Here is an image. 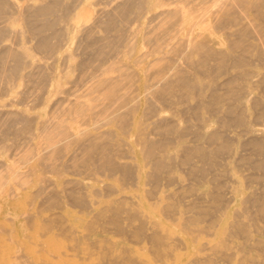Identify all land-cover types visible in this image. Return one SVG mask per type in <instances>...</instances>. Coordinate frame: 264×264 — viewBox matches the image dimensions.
<instances>
[{
  "label": "bare ground",
  "instance_id": "6f19581e",
  "mask_svg": "<svg viewBox=\"0 0 264 264\" xmlns=\"http://www.w3.org/2000/svg\"><path fill=\"white\" fill-rule=\"evenodd\" d=\"M202 1L212 2L207 13L212 28L222 32L220 40L210 38L208 22L198 32L190 29L187 36L174 31L165 35L167 53L180 55L185 66L177 55H169L159 63L160 76L145 92H136L130 82L100 96V90L95 92L88 84L70 100L80 105L73 115L80 127L73 139L77 148L61 162L39 163V169L59 173L71 165H91L89 173L105 174L113 181L73 189L61 182L51 190L42 185L34 191L31 197L38 204L33 201L24 212L32 240L21 241L17 260L264 264V0ZM13 4L0 0V13H11V20L0 28V41L9 34L15 38L0 47V95L18 78L41 89L52 84L54 70L35 67L30 56L35 51L55 55L71 33L80 30L88 34V53L77 64L80 82L93 84L96 71L106 70L127 44L132 20L150 7L149 0H110L93 14L85 8L87 0H34L11 8ZM185 5L172 9L178 15L168 26L179 24L193 7ZM11 22L24 29H14ZM95 27L108 34L95 39L91 35ZM23 31L35 39L33 44L24 39ZM149 93L152 97L142 107V97ZM168 106L175 108L173 118L160 116L161 108ZM2 113L10 117L9 127L22 122V130L30 128L29 118L19 110ZM106 124L113 127L100 129ZM133 135L134 143L125 139ZM135 146L143 164L130 155ZM242 170L249 171L245 179L252 189L242 197L241 208L233 210L231 203L243 189L231 182ZM202 186L206 188L201 190ZM125 189L132 192L122 193ZM70 206L78 207L79 214H67ZM34 246H40L42 256Z\"/></svg>",
  "mask_w": 264,
  "mask_h": 264
},
{
  "label": "rangeland",
  "instance_id": "374dc122",
  "mask_svg": "<svg viewBox=\"0 0 264 264\" xmlns=\"http://www.w3.org/2000/svg\"><path fill=\"white\" fill-rule=\"evenodd\" d=\"M9 1L14 3L11 7L14 8L25 6L34 0ZM194 1L196 3L192 4ZM109 3L110 0H87L88 5L85 8L94 14L97 9L107 6ZM178 4L182 6L187 4L185 5L187 8L188 6L193 7L188 8L182 15L179 24L168 26L178 15L172 10ZM149 6L140 17L133 19L130 23L133 29L128 32L127 44L121 49V52L115 53L114 59L109 61L113 62V65L117 61L115 67L110 69L112 64L109 63L106 70L98 69L96 71L97 78L93 84L80 82L82 72L77 64L88 53V34L84 30H80L76 33L72 32L69 42L55 55L49 56L35 51L30 56L31 64L35 67L42 65L45 71L54 70L52 84L41 89L32 81L18 78L9 91L0 95V257L8 258L7 262L0 258L1 264H25L15 257L22 245L21 241L28 243L32 240L29 237V227L24 226L26 220L24 212L33 205V201L38 204V199H33L31 195L39 187L44 185L51 190L53 189L52 185L62 182L68 189H73L84 185V183L104 186L113 181L105 174L95 176L89 173L91 165L80 168L71 165L59 173L50 171L46 167L39 169V163L61 162L66 158V155L77 148L73 139L74 135L80 132V127L73 115L80 109V105L72 104L70 100L76 99L88 84L95 92L100 90V96H107L118 84L128 85L130 82L133 90L145 92L148 85H151L160 76L157 71L159 63L166 60L169 55H177L175 52L167 53L168 42L164 41L165 35H171L174 31L180 30L178 36H187L190 29L194 28L193 31L198 32L201 26L208 22L211 25L210 38L219 40L222 38L221 30L212 28V18L207 13V9L212 7L211 1L149 0ZM9 20H11L10 12L0 13V28L6 25ZM9 24H12L14 29H24L23 24L18 22ZM23 32L24 39L28 40L29 44H33L35 39L28 36L26 31ZM107 34V31L100 27H95L91 32L92 37L97 40V37ZM14 42V36L9 34L1 39L0 47ZM177 58L181 65H186L184 58L180 55H177ZM29 69L30 66L26 68V70ZM35 70L38 71L37 68ZM118 79H120V83H116ZM147 97L151 98L152 95L150 93L143 95L142 107H147ZM151 103L157 107L161 106L158 101ZM58 107L66 109L56 112ZM5 110H19L21 114L29 118L30 128L27 131L22 130L24 125L22 122H17L14 126L9 127L10 117L7 116L8 114L2 113ZM174 110L175 108L171 106L162 107L160 116L173 118ZM181 123L184 124L183 121ZM112 127V125L106 124L101 125L100 129ZM91 131L95 132L96 127L91 128ZM133 138L134 135L125 137L130 143H134ZM130 155H133V159L136 155L137 160L144 163L137 146L134 147V153ZM145 170H147L146 167H144ZM246 173L249 171L242 170L235 173L234 179L236 180L231 182L234 186L243 189L237 200L231 203L233 210L241 208L242 197H245L252 189L246 184L248 181L245 179L248 178ZM170 188H176V186ZM205 188L202 186L201 190ZM130 192L132 190L122 191V193ZM72 213L79 214L78 207L70 206L67 214ZM171 224L176 226L174 222ZM34 250L36 254L42 256L40 246H34Z\"/></svg>",
  "mask_w": 264,
  "mask_h": 264
}]
</instances>
